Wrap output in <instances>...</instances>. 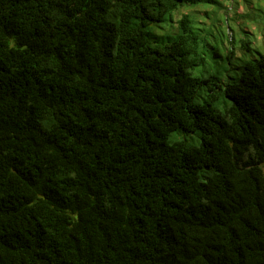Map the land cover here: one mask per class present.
<instances>
[{
    "label": "trees",
    "instance_id": "obj_1",
    "mask_svg": "<svg viewBox=\"0 0 264 264\" xmlns=\"http://www.w3.org/2000/svg\"><path fill=\"white\" fill-rule=\"evenodd\" d=\"M202 1L0 0V264H264L254 31L221 82L150 27Z\"/></svg>",
    "mask_w": 264,
    "mask_h": 264
},
{
    "label": "rangeland",
    "instance_id": "obj_2",
    "mask_svg": "<svg viewBox=\"0 0 264 264\" xmlns=\"http://www.w3.org/2000/svg\"><path fill=\"white\" fill-rule=\"evenodd\" d=\"M183 13L193 17L194 27L207 42L203 48L205 65L197 67L196 74H201L203 70L204 76L208 77L216 72L217 66L221 82L233 81L240 71L237 67L242 59L259 56L255 48L264 52V25L253 23L254 18L264 24V0H203L199 4L180 6L166 20L150 25L159 42L166 43L176 34L177 21ZM244 30L254 31L255 41L254 51L246 55L240 46V41L245 36ZM214 48L218 56L214 54ZM227 56H230L229 59ZM189 139L194 144L199 142L196 133L189 134Z\"/></svg>",
    "mask_w": 264,
    "mask_h": 264
}]
</instances>
